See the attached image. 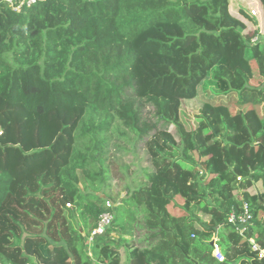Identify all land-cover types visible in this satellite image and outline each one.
<instances>
[{
	"label": "trees",
	"instance_id": "obj_1",
	"mask_svg": "<svg viewBox=\"0 0 264 264\" xmlns=\"http://www.w3.org/2000/svg\"><path fill=\"white\" fill-rule=\"evenodd\" d=\"M246 1L264 29V0ZM244 8L46 0L13 11L0 0V264H123V247L124 264H264V119L248 109L221 129L216 118L264 104V36ZM145 104L177 142L143 122ZM123 130L148 136V184L93 238ZM243 203L252 221L239 235L227 217ZM137 232L144 246L128 247Z\"/></svg>",
	"mask_w": 264,
	"mask_h": 264
},
{
	"label": "rangeland",
	"instance_id": "obj_2",
	"mask_svg": "<svg viewBox=\"0 0 264 264\" xmlns=\"http://www.w3.org/2000/svg\"><path fill=\"white\" fill-rule=\"evenodd\" d=\"M226 3L228 12L234 15L238 12L240 7H245L244 9L248 11L252 17H254L251 13L252 10H255V12H260L258 8L259 3L257 1L226 0ZM257 19H259V16ZM257 21L261 27L260 34L261 36H264V29L260 24L261 22L259 20ZM248 109H255L258 115L264 119V104L254 108H252L250 105H247L246 107L231 105L227 110H216V118L219 127L221 129H226L230 124L232 115L238 112L246 111ZM140 113L144 123L155 125V129L166 128L167 132L174 136L176 142L178 141V138L175 134L176 131L172 126H164L163 124L156 123L154 110L149 104H145L144 107L140 108ZM123 131L126 133L125 139L122 140V138L119 141V144L110 146L106 155L105 167L107 169L108 181L106 183V188L104 189V194L108 198L107 201H110L116 207L120 199L126 197L128 189L131 191L133 188H139L140 186L147 185L148 182L146 174L151 172V164L146 152V147L144 146V141L148 139V136L142 138V140L138 139V141H136V138L133 134L127 130ZM153 133L154 131H151L149 135H152ZM76 216L78 219L79 213H77ZM143 237L144 233L137 232L134 238H132L128 247L133 248L136 246H144L145 241ZM89 245L90 244H88V246ZM118 253L120 262L124 264L128 254L127 247L121 248ZM62 255H65V253L63 252Z\"/></svg>",
	"mask_w": 264,
	"mask_h": 264
},
{
	"label": "built area",
	"instance_id": "obj_3",
	"mask_svg": "<svg viewBox=\"0 0 264 264\" xmlns=\"http://www.w3.org/2000/svg\"><path fill=\"white\" fill-rule=\"evenodd\" d=\"M40 1L44 2L46 0H20L17 2L16 5L14 4L13 0H6V3H8L11 6L13 11H19L22 7L29 8ZM251 13L256 19L259 16V19L257 20L261 22V13L259 11L255 12V10H252ZM259 28H260V33H261L260 25H259ZM257 40H258V36H254V38H252L251 40V44H255ZM114 207L115 205L111 203L110 201L105 202L104 212H102L99 215L97 226H96V229L93 231L92 236L105 234V231L107 230L108 227H110L113 221V208ZM251 221H252V214H251V211L247 203H243L239 213H237L236 211H232L227 217L228 224L232 228H234L236 233H238L239 235H243L248 230L251 224ZM214 238L211 240V243H212L211 255L217 262H223L225 261V257L222 254L217 244V238L216 237ZM250 242L252 245H254L253 240H250ZM253 250H256L255 246H253ZM262 254H264V252H262Z\"/></svg>",
	"mask_w": 264,
	"mask_h": 264
},
{
	"label": "water",
	"instance_id": "obj_4",
	"mask_svg": "<svg viewBox=\"0 0 264 264\" xmlns=\"http://www.w3.org/2000/svg\"><path fill=\"white\" fill-rule=\"evenodd\" d=\"M115 211H116V206L113 208V215L115 214ZM99 236H104V234H102V235H93V238H96V237H99ZM210 245L212 246V243H210Z\"/></svg>",
	"mask_w": 264,
	"mask_h": 264
}]
</instances>
